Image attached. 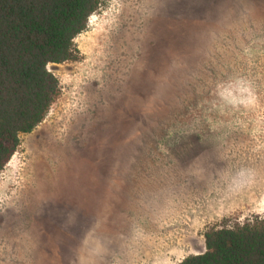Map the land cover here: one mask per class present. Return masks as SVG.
Here are the masks:
<instances>
[{"label":"rangeland","instance_id":"374dc122","mask_svg":"<svg viewBox=\"0 0 264 264\" xmlns=\"http://www.w3.org/2000/svg\"><path fill=\"white\" fill-rule=\"evenodd\" d=\"M0 171V264H177L264 217V0H103Z\"/></svg>","mask_w":264,"mask_h":264},{"label":"trees","instance_id":"16d2710c","mask_svg":"<svg viewBox=\"0 0 264 264\" xmlns=\"http://www.w3.org/2000/svg\"><path fill=\"white\" fill-rule=\"evenodd\" d=\"M103 0H0V171L58 94L47 69L78 59L74 39ZM202 253L177 264H264V217L204 232Z\"/></svg>","mask_w":264,"mask_h":264}]
</instances>
